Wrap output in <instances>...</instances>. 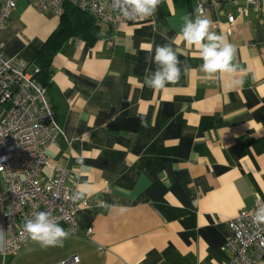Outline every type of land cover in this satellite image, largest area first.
Returning a JSON list of instances; mask_svg holds the SVG:
<instances>
[{
    "label": "crops",
    "instance_id": "obj_1",
    "mask_svg": "<svg viewBox=\"0 0 264 264\" xmlns=\"http://www.w3.org/2000/svg\"><path fill=\"white\" fill-rule=\"evenodd\" d=\"M200 3L201 10L197 0H160L139 24L112 29L96 21L92 42L61 43L43 85L63 135L41 175L70 170L91 208L78 210V231L62 246L30 238L3 264H57L74 255L73 264H224L228 221L264 199V2L247 5L246 15L238 14L244 0ZM59 18L18 0L0 31L4 55L28 72L39 69L35 56ZM198 18L234 46L232 71L203 70L202 48L183 36ZM212 42L221 43L201 41ZM157 46L178 59L179 80L163 89L150 86L164 70L154 60ZM236 79L242 83L232 86Z\"/></svg>",
    "mask_w": 264,
    "mask_h": 264
},
{
    "label": "built area",
    "instance_id": "obj_2",
    "mask_svg": "<svg viewBox=\"0 0 264 264\" xmlns=\"http://www.w3.org/2000/svg\"><path fill=\"white\" fill-rule=\"evenodd\" d=\"M40 11L64 13L65 6H73L96 21L117 29L124 23L139 24L149 16L134 11L128 4L111 8L104 0H29ZM198 7L201 10L200 0ZM213 4L236 0H210ZM18 0H2L0 4V31L6 26ZM264 0H244L238 7L239 15H246V6L257 10ZM131 16L126 19L124 13ZM235 16L227 15L230 25ZM218 27V24H216ZM0 41V171L4 173L5 196L0 195V264L8 254L18 255L30 239L24 229L28 219L38 211L49 212L54 222L65 226L69 233L78 231L77 212L91 208L88 198L76 199L78 190L74 174L57 167L43 179L41 170L51 166L48 151L63 135L55 121L54 110L44 86L27 71V64L4 55ZM264 212V199L257 197L251 208H245L228 221L229 236L224 245L227 253L224 264H264V223L257 222L256 212ZM92 229L85 234L91 236ZM2 260V261H1ZM74 255L57 264L78 263Z\"/></svg>",
    "mask_w": 264,
    "mask_h": 264
},
{
    "label": "clouds",
    "instance_id": "obj_3",
    "mask_svg": "<svg viewBox=\"0 0 264 264\" xmlns=\"http://www.w3.org/2000/svg\"><path fill=\"white\" fill-rule=\"evenodd\" d=\"M128 5L134 6V11L144 16L153 15L160 3V0H124ZM199 11V9L197 10ZM126 19H131L126 12ZM211 21L198 18L195 23L188 24L183 30L184 38L189 42H195L202 48L201 56L205 63L202 66L206 73H215L217 71H232L230 61L235 54L233 45L225 42L223 36L209 32ZM207 36L209 41H220V44L209 43L203 45L201 41ZM222 45V46H221ZM154 60L164 68L162 73H157L151 82L153 89H163L167 84L177 83L179 80V71L176 67L178 59L169 47L157 46ZM232 86H238L242 81L233 80ZM76 199L83 198V186L75 193ZM254 219L257 222L264 223V212H256ZM28 236L41 247L62 246L63 241L70 235L68 231L54 222L49 212L38 211L31 219H28L24 225Z\"/></svg>",
    "mask_w": 264,
    "mask_h": 264
},
{
    "label": "trees",
    "instance_id": "obj_4",
    "mask_svg": "<svg viewBox=\"0 0 264 264\" xmlns=\"http://www.w3.org/2000/svg\"><path fill=\"white\" fill-rule=\"evenodd\" d=\"M98 32V24L90 15L73 6H65L60 15L58 27L48 36L39 48L35 60L39 64L35 80L44 86V82L51 73V60L61 43L69 37L76 36L92 42Z\"/></svg>",
    "mask_w": 264,
    "mask_h": 264
}]
</instances>
